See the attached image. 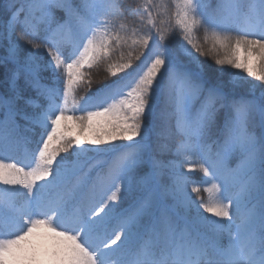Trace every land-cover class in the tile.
Instances as JSON below:
<instances>
[{
	"label": "snow or ice",
	"instance_id": "obj_1",
	"mask_svg": "<svg viewBox=\"0 0 264 264\" xmlns=\"http://www.w3.org/2000/svg\"><path fill=\"white\" fill-rule=\"evenodd\" d=\"M0 264H264V0H4Z\"/></svg>",
	"mask_w": 264,
	"mask_h": 264
},
{
	"label": "trees",
	"instance_id": "obj_2",
	"mask_svg": "<svg viewBox=\"0 0 264 264\" xmlns=\"http://www.w3.org/2000/svg\"><path fill=\"white\" fill-rule=\"evenodd\" d=\"M3 2H4V0H0V5H2ZM120 2L122 4L127 5L129 3H133L134 0H120ZM89 71L91 73V79L93 81L92 86H91V92H95L96 89L103 87L104 84H106V83H110L111 80L113 79V78L107 76L103 67H101L99 69H92ZM91 92H89L87 84H84L77 90V98L79 99V97H81V96L90 95ZM77 134H79V133L77 132ZM62 155H65V154H62ZM67 155H71V153H68ZM195 175L199 176L200 174L197 173ZM201 195L204 196L205 199L207 198L206 193H201Z\"/></svg>",
	"mask_w": 264,
	"mask_h": 264
},
{
	"label": "rangeland",
	"instance_id": "obj_3",
	"mask_svg": "<svg viewBox=\"0 0 264 264\" xmlns=\"http://www.w3.org/2000/svg\"><path fill=\"white\" fill-rule=\"evenodd\" d=\"M235 71H239V70H235ZM246 75V74H244ZM249 80H251L252 78H248ZM254 83H259L258 81H253ZM36 243L38 244H43V245H46V246H51L52 244V241L48 240L47 238H45L43 235H41L40 237H38L35 241Z\"/></svg>",
	"mask_w": 264,
	"mask_h": 264
}]
</instances>
